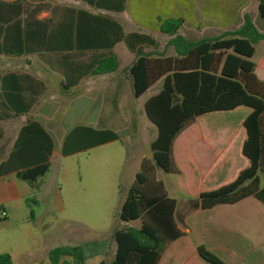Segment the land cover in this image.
<instances>
[{
  "label": "crops",
  "instance_id": "obj_1",
  "mask_svg": "<svg viewBox=\"0 0 264 264\" xmlns=\"http://www.w3.org/2000/svg\"><path fill=\"white\" fill-rule=\"evenodd\" d=\"M254 2L0 0V221H10L15 212L26 213V208L31 213L27 200L42 191V180L36 194L18 173L45 163L47 158L52 167L55 159L70 157L63 154L64 144L78 127L126 134L127 128L119 122L134 119L140 112L139 102L145 111L146 101L162 90L150 93L159 81L136 98L129 72L137 51L175 52L168 46L170 37L160 31L161 20L182 19L180 33L190 40L213 38L244 24L245 16L235 26L231 12L224 21L223 6L234 13L238 5ZM193 31L199 38H191ZM159 35L168 37L160 52ZM146 47L154 49L147 52ZM113 55L118 70L95 74L98 61ZM262 55L257 75L264 81V47ZM122 101L131 103L123 112L117 107ZM106 102L110 111L104 115ZM246 110L237 123L230 118L226 125L197 124L198 118L178 137L173 154L180 172L169 174L177 181L170 184L172 194L167 189L172 198L179 193L185 199H197L204 192L233 183L251 166L244 154L248 137L244 122L250 113ZM132 131L139 134L140 127ZM133 139L140 143L138 137ZM147 158L151 156L142 158L132 185ZM262 183L264 186V177ZM183 219L179 228L184 235L167 247L159 264H207L199 247L225 264H264V203L259 199L199 208ZM96 259L91 264L106 261L104 253Z\"/></svg>",
  "mask_w": 264,
  "mask_h": 264
},
{
  "label": "trees",
  "instance_id": "obj_2",
  "mask_svg": "<svg viewBox=\"0 0 264 264\" xmlns=\"http://www.w3.org/2000/svg\"><path fill=\"white\" fill-rule=\"evenodd\" d=\"M258 2L264 20V0ZM160 24V31L170 37L168 46L175 55L140 50L129 70L136 98L159 81L163 83L162 90L145 103L147 117L158 130L150 147L151 158L143 161L121 211L122 221H139L141 225L115 231L117 250L111 264H159L167 247L184 235L179 223L199 208L236 204L249 197L264 203V81L257 75L262 65L253 61L256 45L264 41V34L248 13L239 29L201 40H190L180 33L182 19H165ZM118 68L116 56L105 57L98 61L95 74L114 73ZM240 108L250 110L244 122L248 135L244 154L251 166L233 183L204 192L197 199L172 198L158 178V170L166 174L180 172L173 154L178 137L200 117ZM118 140L119 135L112 131L78 127L67 136L63 154L71 156ZM50 167L47 158L45 163L17 176L37 194ZM33 203H38L36 197L27 200L32 219ZM199 255L207 264H225L204 247H199ZM49 260L51 264H86V251L81 246H59L50 251ZM0 264H14L12 255L0 254Z\"/></svg>",
  "mask_w": 264,
  "mask_h": 264
},
{
  "label": "rangeland",
  "instance_id": "obj_3",
  "mask_svg": "<svg viewBox=\"0 0 264 264\" xmlns=\"http://www.w3.org/2000/svg\"><path fill=\"white\" fill-rule=\"evenodd\" d=\"M230 12L232 19H236L235 26L243 22L245 14H250L264 34V20L259 15L258 0L253 4L238 5L234 13L229 7L223 6L224 21ZM197 33L193 31L191 38H199ZM158 42L160 52L168 42V37L159 35ZM263 47L264 41L256 46L255 60L259 65ZM150 49L154 48L146 47L147 52ZM167 55L174 56L175 52ZM162 85L159 82L150 93H158ZM129 104L130 101L117 103L118 111L128 110ZM109 108L110 104L106 102L104 115L110 111ZM137 108L140 111L137 117L128 118L126 123L124 119L119 122L121 127L127 128L126 134L119 133L122 138L120 141L55 159L50 172L42 179L41 193L35 195L38 202L32 204L35 219L31 218L26 208V213L20 210L11 216L10 221H0V254H11L14 264H51L49 253L52 249L59 246H81L86 251L87 264L97 260L100 253H104L107 263L113 262L115 231L141 225L139 221H122L121 211L142 158L151 156L149 142L158 133L154 124H150L146 118L142 102H139ZM244 109L208 114L199 118L197 124L226 125L231 119L237 123L247 111V108ZM138 125L140 133L136 134L132 130L134 127L139 128ZM133 137H138L140 143L136 144ZM158 178L165 182L171 193L170 184L176 182L177 178L160 169ZM172 196L178 201L185 199L179 193Z\"/></svg>",
  "mask_w": 264,
  "mask_h": 264
}]
</instances>
